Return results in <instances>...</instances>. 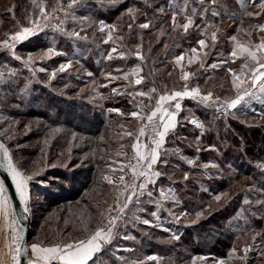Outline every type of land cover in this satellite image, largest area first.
<instances>
[{"label": "rangeland", "instance_id": "rangeland-1", "mask_svg": "<svg viewBox=\"0 0 264 264\" xmlns=\"http://www.w3.org/2000/svg\"><path fill=\"white\" fill-rule=\"evenodd\" d=\"M133 1L138 0H118L116 4L128 5L123 9L127 11L129 8H134ZM139 1L147 5L155 2V0ZM70 2L71 0H35V3L33 0L0 1V42L9 40V43H12L10 36L18 31L21 26L35 28V25L31 24L30 21L38 16V5L41 3H43L46 12L50 14L47 27L35 30L31 37L23 42H17L14 49L5 45V51L0 54V72L4 73L0 77V81L9 80L18 74V71H22L21 77L25 81L22 83L21 90L39 94L41 90L34 88V84H39L47 86L55 93H64L69 97L79 98L80 95L84 94L85 102L91 104L92 111L95 112L97 118L103 120L101 123L99 120L91 123L93 128L99 127L101 130V135L98 133L95 136L98 137L96 152L100 153L95 155L100 162L99 168L95 172L97 174L93 176L92 182L86 184L85 189L82 186L79 190L81 199L89 202L90 208L79 203H63L54 207L51 212L44 213L45 200L41 194L31 188L33 179L29 182L30 202L34 206L31 207L30 213L34 216H44L40 220V224L31 227L33 234L28 242L29 256L31 255L30 245L33 243H41L44 247H51L58 243H72L84 239L89 233L94 232L101 222L107 226L110 215H116L112 209L117 203L122 205L127 194L121 184L120 176H124L125 183H132L131 166L136 165L132 145L137 142L136 136L142 126V122L133 117L131 113L140 112L141 115H144L145 112L142 109L145 106L150 112L155 107L160 94L182 91L185 83H187L189 89L198 86L202 94L211 91L214 97L234 98L236 90L232 87V76L228 71L229 68H232L242 78L248 80L249 83L244 87L255 95L246 96L236 109H230L227 114L221 115V118H232L246 126V130H250L251 126L258 127V130H264V92L260 91L259 82L250 86L251 73L248 69H244L241 73L242 64L247 63L249 67H253L255 62L250 59L245 60L239 52L237 57H232L231 52L236 48V42L230 39L231 36L236 35L241 44L257 51L258 58L264 55V50L255 48L261 42V38L264 37V32H260L256 27L259 24H264V10L258 9L260 0H255L254 3L251 0H216L215 6L212 5V0H204L203 5L199 0H187L189 14H191L192 8L197 9V14L193 17V26L186 33L182 28L173 31L171 27L172 12L182 9L185 0H167L168 4H162L161 6L165 7L164 11L167 12L165 22L170 27L165 35L172 39L177 34L176 39L185 38L186 40L183 42L176 41L174 44L167 42L168 45L165 43L167 47L163 46L164 48L159 49L163 51L164 55L161 56V61L157 65L154 64L152 75L154 82H160V87H156L158 84L155 85V83L135 84L134 81L138 77L134 76L136 73L133 74V70L137 69L135 66L137 61L132 60V56L137 51V44L133 45L132 41H129V35L139 37L142 34V29L135 26L131 31L127 27L125 30L123 25L126 22L122 21L117 14L110 16L108 21L105 20V17L109 15L104 10H111L116 4L109 5L106 0H82L80 4L69 9ZM13 6H15L14 10L9 11V9H13ZM53 8H56L57 11L53 12ZM204 8L207 11L202 16L200 13ZM213 8L219 15H212ZM98 9L100 10L98 11ZM257 11H260L258 16L249 17L247 15V12L255 13ZM66 12L68 13L67 16H65ZM149 17V15L144 14L138 20V25L156 18L150 17L149 19ZM40 19L43 23V18ZM61 20L64 21L63 24H60ZM100 20H103L106 25L116 26L112 30V40L108 43L104 41L107 39L109 29L105 28L101 32ZM128 20V24H130L132 20L130 18ZM184 20L185 17L181 12L177 16V23L182 24ZM57 25L59 28L65 29L66 32L79 31L81 37L87 36V40L70 37L64 31H60ZM201 29H205V31L202 32ZM216 29L219 31H217L215 42H213L211 33ZM153 32L151 31L150 34L156 40L159 39V33L156 36ZM155 32H159V30L156 29ZM199 39L205 40V47L201 48L197 43ZM49 48H53L55 52L61 54H53L50 58L45 56L44 59H40ZM112 48H116L117 52L113 53V58L109 60L107 56ZM123 48L127 51H124ZM192 48L197 49L198 57L191 53ZM120 52L124 53L122 58L119 56ZM182 54L184 59L181 64H177L175 57ZM15 56H19L21 59L17 60ZM29 56L33 58V63L26 66L23 61L27 60ZM58 56H60L59 59ZM190 57H193L192 63H189ZM125 60L129 64L127 70L122 69V62ZM69 61L72 62L70 68L64 72L58 71L61 64H66ZM213 65H217V67L214 68ZM41 68L46 71H39ZM182 68L184 72L191 74L187 82L181 79ZM12 70L15 71V75H9ZM53 70H57L55 78L51 77ZM89 72L92 73L91 76L88 75ZM60 73L62 76L57 75ZM108 73H111V76H108ZM125 73L129 77L127 80L123 78ZM157 76H160V80L157 79ZM114 77L120 78L114 79ZM52 81L58 82L59 85L53 84ZM29 86L32 88H28ZM152 88H156L157 92L151 94V100L147 96L138 95L139 92L148 93ZM113 89H116V92H113ZM187 100L198 104L200 111L202 107H206L198 99L188 98ZM172 103L174 104V102ZM9 104L15 108L19 106L16 103ZM117 104H124L128 108L118 107ZM208 108L211 110L210 107ZM109 109H119L120 111L109 112ZM54 110L49 112L54 113ZM181 111L184 112L185 119L179 120L174 133L171 132L173 135L170 136L169 134L166 138L164 149L168 150L167 154L162 152V161L167 160V166L162 161L154 166L163 175L155 185H148L147 188V191L153 193L152 199L154 201L161 200L159 195L161 188L165 190L171 188L175 192V202L171 200L162 202L159 220L157 221L151 216V213L157 210L156 204L150 203L149 197L145 193L140 197L139 205L145 211L138 212L135 202L130 204L129 209L126 210L127 217L117 220L114 229V232L117 233L116 238L111 244L103 245V251L97 254L90 264H176L175 260H180L186 255L182 253L181 246H177L179 239H173V234L178 236L177 233L181 232L183 227H190L193 236L201 243H211L214 239L210 235L214 237L215 234L214 238L219 236L220 226L227 227L228 230L230 228L238 230L233 225L242 220L244 213H247L248 210L254 212L253 209L258 211L259 208L254 207L258 203L252 201L251 198H259L260 196L263 198L261 200H264V169L259 167L264 164V153L262 157L261 154L253 157L251 153H246L244 157L247 159V163L245 162L244 168L248 174L242 173L230 159L223 157L215 147V150H210L208 141L202 139L204 132L201 135L202 130L190 123L192 118L203 122L204 125L206 123L195 114L194 107L190 106L189 103H184ZM217 116L216 114L215 117ZM4 120H8V117L0 118V124L5 123ZM2 128L0 132H3L5 127ZM58 128L60 132L54 131L53 137L59 132L56 135L60 141V148H64L66 151L78 150V153L73 155L74 164L71 166L79 168L80 165H84L83 161L89 152L87 151L89 137L78 131H72V134H69L71 142L67 148L63 145L67 138L65 135L67 130L65 126L61 125ZM206 129L205 125L204 130ZM129 132L133 135H127ZM27 133L28 130L26 129L13 131L9 133L13 135L12 139L0 135L3 142L8 146L14 162L22 171L25 167L20 163V160L24 158L22 150L29 148V142H23L20 137ZM262 135H264L263 132L260 138ZM197 137H200L199 143L196 142ZM74 138H76L75 141ZM176 139H180L183 146L177 145ZM140 141L142 143L149 142L142 138ZM177 150L182 155H177ZM187 158L195 159L196 164L188 165ZM209 162L217 164L218 167L204 169L203 165ZM241 162L243 164V161ZM58 163L61 164L60 161ZM45 164L47 162L43 159V165ZM40 169L41 165L36 170ZM185 172L189 174L187 180L183 179ZM105 176L109 177L113 183L109 184L104 179ZM227 179L230 180L225 183L228 185L220 189L219 186ZM142 182H144L142 178L136 181L137 184ZM92 192L96 195H91ZM237 192L244 196L240 199V196H235ZM216 195L221 196L219 202L215 200ZM236 197L239 198L240 202L235 201ZM246 198L250 203H245L246 206H242ZM222 209L227 210L228 213L233 210L236 212L225 219H215L211 225L203 227L202 221L208 215ZM261 210L264 212V206H261ZM197 212H201L202 215L197 217ZM134 213L139 215L140 220L150 219L154 225L159 224L160 226L144 225L134 219ZM255 218L257 220L256 225L260 227L257 230H250L249 233L244 231L243 238H239L236 247L237 252L228 260L222 257L208 259V257L194 254L184 264H193L194 257L204 258L203 260L197 259L195 264H217L220 259L225 260L226 264H264V258H262V254H264V214ZM202 227L206 228L204 232H201ZM238 231L243 232L241 229ZM196 232H199L200 236ZM256 233H261V236H258L253 242L252 237ZM124 236L132 238L122 239L121 237ZM180 243L182 244V242ZM249 245L254 246L257 250H250L246 259H240L239 257L244 255L242 249ZM129 249L130 251H127ZM150 256H156L157 260H149L148 257ZM253 259L257 261H251ZM54 264H58V262H54Z\"/></svg>", "mask_w": 264, "mask_h": 264}, {"label": "trees", "instance_id": "trees-1", "mask_svg": "<svg viewBox=\"0 0 264 264\" xmlns=\"http://www.w3.org/2000/svg\"><path fill=\"white\" fill-rule=\"evenodd\" d=\"M123 3L125 4V2ZM132 4H135L134 9L139 10L136 13L135 22H130L133 23V27L139 26L138 20L143 17L144 14H147L150 17H156L155 20H151L149 17L151 27L149 29H142V34H140L139 37H135L132 34L129 35V41H132L133 45H142L139 49L137 48V51L139 50L144 57L143 60L137 57V51H135L132 56V60L137 61L135 66L138 69L134 76L138 78L143 77V83H155V85L158 84L156 87H160V82H154L152 75L154 64L157 65L161 61V56L164 55L163 51L159 49L164 48L163 46H165V43L167 42L174 44L176 41L183 42L186 39H176L177 34L175 33V37L172 39L165 35V33L170 30V27L165 22L167 17V12L164 11L165 7L161 5L168 4L167 0H155V2L150 5L143 4L142 1L138 0L136 2L133 1ZM122 5L123 4H116L111 10H104L108 13L107 15H109L105 17V20L109 19L110 16L117 14L122 21L126 22V24L123 25V28L126 30V25L129 23L128 18L130 17L128 16L127 11L123 10L124 7L126 8L128 5ZM161 9H163V12L160 11ZM99 10L100 9H98V11ZM130 20L132 19L130 18ZM156 29L159 30V32H155ZM151 31H154L153 33H155L156 36L159 33L160 38L156 40V38L150 34ZM123 50L127 51L124 48ZM57 58L59 59L60 56ZM128 66L129 64H127L126 60L125 62H122L123 70H127ZM94 72L96 73V70ZM17 73L18 74L11 77L9 80L0 81V118H3L4 116L8 117V120H4L5 123L2 122V124H0V130L3 129L2 127H5L4 129H6L9 126H11L15 132L23 129L28 130L27 134L20 137L23 142H29V148L22 150V156L24 158L20 160V163L25 166L24 171L29 175L34 172L38 173L33 178L31 188H34L43 196V199L45 200V205L43 206L44 213L51 212L54 207L63 203H79L80 205L83 204V206L90 208L91 205L89 202L81 199V193L79 190L82 186V188L85 189L87 186L86 184L92 182L94 178L93 176L97 174L95 172L100 165V162L95 157V155L97 156L100 154L98 151L96 152L98 137L96 138L95 136L98 133L101 135V130L99 127L93 128V124H91L93 121L96 122L99 120L95 115V112L92 111L91 104L85 102L84 94L80 95L81 97L79 96V98L73 96L69 97L64 93H55L47 86L39 84H34L35 89L41 90L39 94L27 92V90L25 91L24 89L21 90L22 83L25 79H22L21 77L22 71H18ZM57 75L62 76V73ZM157 79L160 80V76H157ZM52 83L59 85L58 82L55 81H52ZM28 88H32V86H29ZM187 99H184L181 105L189 103L190 106L194 107L195 114L200 119L206 121L205 125L207 129L203 130L204 134L202 139H206L208 145L214 146L223 157L230 159L239 171L248 174V171L244 168L246 165L245 162L247 161L244 156L246 153H251L253 157L258 154H261L262 157L264 153V135H262L261 138L260 135L262 132L264 134V130H258V127L253 126L250 127V130H246V126L238 123L232 118L224 119L221 118V116L215 117L216 113L214 108L209 110L208 107H202V110L200 111L198 104ZM9 103H16L19 106L18 108H15ZM117 106L124 109L128 108L124 104H117ZM76 108H78V110H76ZM52 109H55L54 113L49 112L50 110L52 111ZM183 119H185L184 112L180 111L178 121ZM102 121L103 120H99L100 123ZM25 125H28L29 128H25ZM60 125L65 126V129L67 130V133H65L67 138L63 144L67 148H69L71 142L69 134L71 135L72 131H78L89 137L87 143L89 146L87 151L89 152L83 161L84 165H80L79 168L71 166L74 164L73 155L78 153V150L72 149L71 151H66L64 148H60V141L58 135H56L59 134L60 131L53 137L54 131L59 129L58 127ZM173 133H170V136L173 135ZM0 140H2L1 137ZM75 140L76 138H74V141ZM175 142L177 145L183 146V143H180V139H176ZM20 157L19 154V158ZM64 157H66V159H63ZM43 159L47 164L43 165ZM59 161L61 164L58 163ZM241 161H243V164ZM39 164L41 165V169L37 171L36 169L40 167ZM49 176L52 177L50 178ZM228 181L230 180L227 179V181L223 182L222 185L219 186L220 189L226 187L228 184L225 183ZM91 195L96 194L92 192ZM235 196H240L241 199L244 195L237 192ZM237 197L235 201L240 202ZM251 199L252 201L257 202L263 198H260L259 196V198L255 197ZM29 205L31 210V207L34 206L31 205V202ZM242 206H246V204L244 203ZM254 207H258V211L260 212L258 213V211L254 209V212L248 210L247 213L243 214L242 220L233 225V227L238 230L241 229L243 232H239L233 228L228 230L227 227L220 226V231L218 230L219 236L214 238L215 234L214 237L210 235V237L214 239L211 243H201L193 236V231L190 227H183V230L177 233L179 240L176 242L178 247L181 246V249L183 250L182 253L186 256L180 260H175L174 262L176 264H184L194 254L208 257V259L211 257L216 259L222 257L228 260L229 253L233 247H237L240 240L239 238H243L244 234L249 233L250 230H257L260 227L259 225H256L257 220L255 217L264 214V212H262L260 204ZM222 210L215 211L208 215L202 221L203 227L211 225L215 219H225L232 215V213L236 212V210H233L228 213L227 210ZM42 218H44L43 215L34 216L31 214V219H33L32 226L40 224ZM203 227L201 228V232L206 230V228ZM31 233L33 234L32 230ZM196 233L200 236L199 232ZM180 242H182L183 245ZM251 261L256 262L257 260L253 259Z\"/></svg>", "mask_w": 264, "mask_h": 264}, {"label": "snow or ice", "instance_id": "snow-or-ice-1", "mask_svg": "<svg viewBox=\"0 0 264 264\" xmlns=\"http://www.w3.org/2000/svg\"><path fill=\"white\" fill-rule=\"evenodd\" d=\"M35 3V0H33ZM82 0H71V2L68 5L69 9H72L74 6L80 4ZM107 4L113 5L118 2V0H106ZM201 5H203L204 0H199ZM251 2H255V0H251ZM216 0H212V5L215 6ZM13 9H9V11H13ZM39 8V14L34 19L30 21L31 24L35 25V28L33 27H23L21 26L18 31H16L14 34L10 36V40L12 43H9V40H4L0 43L6 45L9 48L14 49L17 42H23L29 37H31L34 34V31L37 29H43L44 27L48 26V21L50 14L46 12L45 7L43 3L38 5ZM259 10H264V0H260V3L258 5ZM53 12H56L57 9L53 8ZM138 9L129 8L127 10L128 16L132 19L133 22L136 20V13L138 12ZM163 12V9L160 10ZM207 9L204 8L203 11L200 13L202 16L204 12H206ZM183 13L185 20L182 24L177 23V16L180 13ZM197 14V9L192 8L191 14L188 12L187 8V0H185L184 7L180 9L179 11H173L172 12V22L171 27L172 30L175 31L177 28H182L183 31L186 33L191 26L194 24L193 17ZM68 13H65V16H67ZM213 16L219 15L214 8L212 11ZM247 15L249 17H252L254 15L258 16L260 15V11H257L255 13L253 12H247ZM43 18V23H41V19ZM64 21L61 20L60 24H63ZM100 25V31L103 32L105 28L109 29L107 39L104 41L105 43H108L112 40V30L115 29V25H106L103 20L99 21ZM89 26H91V23H89ZM141 29H149L151 27V21H147L145 23H142L139 25ZM199 27V26H198ZM260 32H264V24H259L256 26ZM57 28L60 31H64L68 36L75 37L78 39H84L87 40V36L81 37V33L79 31H73V32H66L65 29L59 28V25H57ZM127 28L129 31L133 28V23H130L127 25ZM163 31V30H161ZM201 31H205V29H201ZM217 31L219 29L214 30L211 33V38L213 42H215L217 38ZM248 35H251V33H248ZM121 39H123L121 37ZM232 41L236 42V48L233 49L231 52L232 57H237L238 52L239 54L245 59V60H251L255 62V65L253 67H249L247 63L241 65V73H243L244 69H248V71L251 73V85H255L257 82L260 83L261 88L260 91L264 92V55H261L259 58L257 56V51L253 50L250 47H246L245 45L241 44L237 40V36L233 35L230 38ZM197 43L201 46V48L205 47L206 42L204 39H199ZM142 47V45H137V48L139 49ZM167 47V45H165ZM257 50H264V37L261 38V42L255 46ZM192 54H195L196 57H198V51L196 48H192L191 50ZM117 49L112 48L111 51L108 53L107 59L111 60L113 58V53H116ZM60 55L61 53L55 52L53 48L47 49L46 53H44L40 59H44L45 56L48 58L51 57V55ZM137 57H139L141 60L144 59L141 52L138 50L136 52ZM206 55V53H205ZM119 56L122 58L124 56L123 52L119 53ZM15 59L20 60L21 57L15 56ZM184 59L183 54L180 56L175 57V61L177 64H181V61ZM193 57L189 58V63H192ZM23 63L26 66H30L33 63V58L31 56L28 57L27 60H24ZM72 65V62L69 61L66 64H61L59 66L58 71L64 72L68 68H70ZM201 66H203L201 64ZM212 67H217V65H213ZM39 71L43 72L46 71L45 69L41 68ZM56 71L53 70L51 73V77L55 78ZM119 71V70H117ZM138 71V69L133 70V74H135ZM229 73H231L232 80L231 84L232 87L236 90V95L234 98L224 97L221 98L219 96H213V93L211 91L207 92V94H202L200 92L199 87H195L192 89H189L187 86V83H185L184 90L182 91H171L170 93L165 92L163 94H160L158 96V99L156 100L155 107L151 109L149 112L147 110V106H145L144 109H142L145 114L141 115L140 112H132L131 115L142 122V126L139 128V133L136 136L137 142L132 145V148L135 152V159H136V165L131 166V170L133 173L132 183L128 184L124 181V176H120V181L122 186L124 187L126 196H125V202L120 205L117 203V205L112 209V211L116 212V215H110L107 220V226L103 222L97 228L94 232H91L88 234V236L84 239L76 240L72 243H58L51 247H44L41 245V243H33L30 245L31 249V255L29 256V246L25 243V235H24V228L21 224L22 217L18 216L16 213L15 205L12 202V196L9 195L8 187L6 186L5 180L0 179V221H6V226L9 229V233H4L6 237V246L8 248L7 257H10L11 264H21V258L25 257L26 264H54V262H58V264H90L91 261H94V257L97 256V254L101 253L103 251V245L105 244H111L114 238H116L117 233L114 232V229L117 225V220L120 218H126L127 217V211L129 209V205L134 203L137 205L138 212L145 211V209L139 207L140 205V197L147 194L149 197L150 203L156 204V211H153L151 213V216L154 217L157 221L159 220V211L162 206L163 201L171 200L175 202V192L173 189L169 188L165 190L164 188L160 189V201H154L152 199L153 193L151 191H147L148 185H155L157 180L163 175L160 171L156 170L154 166H156L158 163L162 161V152L164 154H167V149H164V145L166 143V138L168 135L175 130L177 127V115L182 110L181 100H183L186 97L192 98V99H198L200 103L204 104L206 107L214 108L217 112H223L225 114L228 113L230 109H236L237 105L241 103L245 99V97H251L255 95L253 92H249L248 88H245L244 85L248 84V80L241 77L240 74H238L234 69L229 68ZM4 75L3 72H0V77ZM9 75H15V71L12 70L9 72ZM89 76L92 75V73H88ZM108 76H111V73L107 74ZM191 74L188 72H184L182 68V75L181 79H183L185 82L188 81L189 76ZM120 77H114V79H119ZM125 80H127L128 74L125 73L124 77ZM143 82V77H139L135 80L136 85H140ZM113 92H116V89H113ZM157 89L152 88L148 93L145 92H139L138 95L140 96H147L149 100L152 99V93H156ZM174 102V104L172 103ZM109 112H119V109H109ZM18 123V122H17ZM190 123L195 125L197 128L201 129V135L203 134V130L205 129V125L203 122L198 121L195 118H192L190 120ZM25 128H29L28 125H25ZM30 130V129H29ZM55 131H59V129H56ZM13 129L11 126L4 129L3 132H0V135L4 136L7 139H12L13 135L9 134L12 133ZM127 135L132 136L133 133L129 132ZM148 137V143H142L140 141L141 137ZM73 137H75V134H73ZM196 142H200V137L196 138ZM210 150H215L214 146H209ZM199 151V149H198ZM177 155H182L179 153V150H177ZM183 158V157H182ZM165 166H167V160L162 161ZM186 162L188 165H195L196 160L187 158ZM209 167L217 168L218 165L212 162L205 163L203 165L204 169H208ZM262 169H264V164L260 165ZM139 168V170H137ZM0 169H3L8 176L11 178V183L14 185L15 188V195L18 197L19 205L23 208L24 213H28L30 211L29 203H30V192H29V182L34 178L35 175L38 173H32L31 175L27 174L25 171H22L16 162H14L13 156L8 148V146L3 142V140H0ZM121 171H123V168H121ZM139 178H143L144 182L137 184L136 181ZM189 178V174L187 172L184 173V180H187ZM104 179L108 181L109 184H112L113 181L105 176ZM216 201L221 200L220 195L215 196ZM244 203H250V201L246 198ZM258 204L261 206H264V200L257 201ZM171 214V213H170ZM202 215L201 212H197L196 216L200 217ZM134 219L136 221H139L143 223L144 225L148 226H157L159 227V224L154 225L153 221L150 219H143L140 220L139 215L133 214ZM167 231V229H165ZM2 228H0V232H2ZM258 236H261V233H256L252 237L253 242L257 239ZM122 239H130L132 237L124 236L121 237ZM173 239L178 240L179 236L173 234ZM119 251V249H117ZM250 250H257L254 246L249 245L242 249L244 255L239 257L240 259H246L247 253ZM127 251H130L127 250ZM237 252V249L233 247L229 253V257H232ZM7 257H0V264H9ZM262 258H264V254H262ZM149 260H157L156 256H150L148 257ZM197 259L203 260V257H194L193 258V264H195V261ZM217 264H226L225 260L220 259L217 261Z\"/></svg>", "mask_w": 264, "mask_h": 264}, {"label": "water", "instance_id": "water-1", "mask_svg": "<svg viewBox=\"0 0 264 264\" xmlns=\"http://www.w3.org/2000/svg\"><path fill=\"white\" fill-rule=\"evenodd\" d=\"M0 179H4L6 186L8 187L9 195L12 196V202L15 205L16 213L18 216L22 217L21 224L24 228V235H25V243L28 245V242L31 238V227H32V221H31V213L30 211L28 213L23 212V208L19 205L18 197L15 195V188L14 185L11 183V178L8 176V174L3 170L0 169ZM30 207V205H29ZM25 257L21 258V264H26Z\"/></svg>", "mask_w": 264, "mask_h": 264}, {"label": "crops", "instance_id": "crops-1", "mask_svg": "<svg viewBox=\"0 0 264 264\" xmlns=\"http://www.w3.org/2000/svg\"><path fill=\"white\" fill-rule=\"evenodd\" d=\"M187 98H189V97H186L184 99H187ZM183 100H181V103ZM176 119L178 121V115H177ZM140 179L141 178H139V180ZM0 228H2V230H3L2 232H0V257H7L8 248L6 246L7 241H6V237H5L4 233H9V229L6 226V221H0ZM7 258H8V261L11 262L10 257H7Z\"/></svg>", "mask_w": 264, "mask_h": 264}, {"label": "built area", "instance_id": "built-area-1", "mask_svg": "<svg viewBox=\"0 0 264 264\" xmlns=\"http://www.w3.org/2000/svg\"><path fill=\"white\" fill-rule=\"evenodd\" d=\"M5 51V45H3V44H0V53H2V52H4ZM222 98V97H221ZM215 113L218 115V116H221V115H223V114H225V113H223V112H217V111H215ZM142 139H145V141H148V137L147 136H145V137H141Z\"/></svg>", "mask_w": 264, "mask_h": 264}]
</instances>
